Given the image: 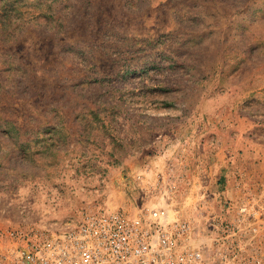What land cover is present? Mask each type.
Listing matches in <instances>:
<instances>
[{
  "label": "rangeland",
  "instance_id": "374dc122",
  "mask_svg": "<svg viewBox=\"0 0 264 264\" xmlns=\"http://www.w3.org/2000/svg\"><path fill=\"white\" fill-rule=\"evenodd\" d=\"M221 124L264 139V0H0V238L164 204Z\"/></svg>",
  "mask_w": 264,
  "mask_h": 264
},
{
  "label": "built area",
  "instance_id": "2783aa9c",
  "mask_svg": "<svg viewBox=\"0 0 264 264\" xmlns=\"http://www.w3.org/2000/svg\"><path fill=\"white\" fill-rule=\"evenodd\" d=\"M170 175L166 187L181 194ZM240 180L237 198L199 206L131 213L90 202L72 221L21 222L1 234L0 264H264V206Z\"/></svg>",
  "mask_w": 264,
  "mask_h": 264
},
{
  "label": "crops",
  "instance_id": "0c3cea01",
  "mask_svg": "<svg viewBox=\"0 0 264 264\" xmlns=\"http://www.w3.org/2000/svg\"><path fill=\"white\" fill-rule=\"evenodd\" d=\"M231 127V125L225 124L213 126L208 130L207 140L205 139L202 143L199 139L200 136L195 135L192 139L195 143L193 147L198 150L195 151L192 148V154L189 157L186 156L189 159L185 157L180 159L179 168H168L164 171L166 175L171 174L174 170L179 175L183 172L187 173L178 179V183L176 182L181 188L180 199L184 206L190 205V203V206H195L199 200H202L201 198L206 197L211 203H214L217 197L237 198L241 195V189L237 185L239 179L250 183L249 185L254 188L259 198L260 205L264 206V139L246 140L240 133H236L237 137L232 138ZM162 181L169 183V177ZM162 181L159 183L161 190L159 193L164 199L160 198V201L163 200L162 202L166 205L165 198L169 194L167 189L163 190L162 185L165 186V184ZM147 183L149 192L154 189L155 186L152 185L155 180L147 181ZM189 197H192L191 201ZM164 204L157 203L152 206H163Z\"/></svg>",
  "mask_w": 264,
  "mask_h": 264
}]
</instances>
